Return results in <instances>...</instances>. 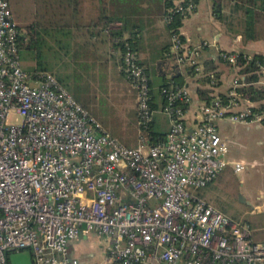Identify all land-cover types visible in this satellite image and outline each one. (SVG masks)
I'll use <instances>...</instances> for the list:
<instances>
[{"label": "built area", "instance_id": "built-area-1", "mask_svg": "<svg viewBox=\"0 0 264 264\" xmlns=\"http://www.w3.org/2000/svg\"><path fill=\"white\" fill-rule=\"evenodd\" d=\"M170 1L167 23L197 4ZM21 34L9 0H0V264L23 250L33 264H79L68 243L90 232L107 241L105 262L94 264H264V240L253 241L248 224L199 195L228 164L229 145L215 121L264 122V111L239 109L241 94L231 90L204 102L202 119L189 126L182 104L189 103L190 90L171 84L159 90L168 132L130 147L53 73L22 67ZM205 44L193 46L171 33L175 61L196 75L203 70L199 48ZM218 55L238 69L237 52ZM118 69L136 91L137 124L146 130L153 115L149 76L129 40ZM233 85L244 83L236 76ZM16 113L20 124L8 121ZM244 167L234 164L235 171Z\"/></svg>", "mask_w": 264, "mask_h": 264}, {"label": "crops", "instance_id": "crops-1", "mask_svg": "<svg viewBox=\"0 0 264 264\" xmlns=\"http://www.w3.org/2000/svg\"><path fill=\"white\" fill-rule=\"evenodd\" d=\"M214 1L196 0V8L184 16L183 25L179 29L185 42L190 45L206 42L199 48V60L201 63L205 60L213 61L218 74V83L213 88L190 76L186 68L179 66L175 61L171 50V31L163 17L165 0H134L131 8L127 7L125 0H31L32 7L38 4V13L31 7L25 15L23 25L25 27L38 21L36 24L45 43L52 40L61 50L67 51L68 57H64L67 64L63 68L57 66L59 69L54 71L64 84L66 78L74 76L75 73L81 74L92 83H100L103 76L106 82H110L111 74L119 71L120 49L114 44L118 35L132 39L138 60L146 68L154 100L158 104L153 108L150 129H146L144 133L137 124L136 96L133 97L132 106L136 120L134 139L124 144L135 147L141 143L154 142L155 139H152L149 133L157 132L154 129L157 120L166 122V129L160 132L163 136L170 128V119L161 110L160 105L159 90L164 82L181 77L178 81L182 80L183 85L190 90L191 99L187 105L185 122L193 126L202 119L201 106L204 101L199 96V89L207 88L210 95H227L231 90L240 92L239 88L244 86L234 87L233 79L237 76V69L230 63L221 61L218 50L264 55V36L248 38L245 34L247 15L243 8L247 5L242 4V7L238 0H216L221 4L219 16L213 12ZM51 7H56L59 11L65 9V15L56 14L57 16L52 17ZM252 8L258 15L253 25L259 32L264 29V6L257 0ZM17 24L23 26L18 22ZM50 26L54 28L52 39L47 33ZM24 27L21 28L23 31ZM154 80L158 84V93L154 90ZM253 85L264 91L263 70L258 72V78ZM65 86L68 89L67 85ZM68 91L73 93L69 89ZM73 94L75 97V93ZM240 94L239 109L261 102L248 99L242 92ZM76 97L80 104L86 106L81 97ZM215 124L229 145L228 164L219 176L199 190V195L231 220L248 224L253 241H263L264 225L258 229L249 221L234 220L226 211V207L219 202L216 189L238 182L243 199L254 204V208L259 212H264V122L239 123L222 118L216 120ZM237 162L245 167L235 171L234 164ZM106 247L107 241L98 234L81 233L69 241L68 254L77 259L79 264L103 263L107 257Z\"/></svg>", "mask_w": 264, "mask_h": 264}, {"label": "rangeland", "instance_id": "rangeland-1", "mask_svg": "<svg viewBox=\"0 0 264 264\" xmlns=\"http://www.w3.org/2000/svg\"><path fill=\"white\" fill-rule=\"evenodd\" d=\"M125 1L127 7L131 8L134 0ZM9 3L15 21L23 25L25 15L32 7L31 0H9ZM32 8L37 14L38 4L36 3ZM20 30L23 33L21 28ZM67 55V51L61 50L52 40L48 43L36 42L33 47H24L19 50L22 67L28 71L37 69L38 71H48L53 74L56 71L55 69H59L57 66L65 67L67 60L64 57ZM99 82L92 83L90 80L84 79L81 74L75 73L74 76L66 78L65 84L61 83L65 88V85H67L68 89L75 93V97H81L80 99L84 101L86 106L81 105L84 108L86 107L85 109L88 113L103 128L111 132L121 143H130L134 139L136 126L135 112L132 106L133 97L136 96L135 89L119 71L111 74L110 82L105 81V76ZM157 85L154 80L156 93H158ZM73 93L72 96L74 97ZM22 119V116L16 113L11 114L8 121L20 124ZM154 129L157 132H163L166 129V122L162 119L157 120ZM143 132L145 133L146 130L143 129ZM240 189L238 182L226 184L220 189H216L218 200L226 207V211L234 220L249 221L253 227L259 229V227L264 225V212H259L258 209L254 208V204L243 199Z\"/></svg>", "mask_w": 264, "mask_h": 264}, {"label": "trees", "instance_id": "trees-1", "mask_svg": "<svg viewBox=\"0 0 264 264\" xmlns=\"http://www.w3.org/2000/svg\"><path fill=\"white\" fill-rule=\"evenodd\" d=\"M238 1H239L240 5H242V4L247 5L245 7L242 5V7H244L243 8L244 12L247 15V20H246L245 29H244L246 36L248 38H255L258 35L264 36V29L257 32L254 28V25H253L254 20L256 17H258V15H257V12L255 10H253L252 7L254 4V1H257V0H238ZM260 5L264 6V0H260ZM172 6H173V4L170 0H165V12H164V14ZM55 8L56 7H51V10H50L51 16H57V15L63 16V15H65V12H66L65 9L63 11H59L57 8L56 9ZM220 11H221V4L215 0L213 12L215 13V15H219ZM183 20H184V15H182V14L176 13L175 15L172 16V20L167 23L171 33L172 32L179 33V29L183 25ZM36 23H38V22L32 23V24L24 27L25 31H23V34H21V36L19 37V44H18L19 50L21 48H24V47H27V48L33 47V44H35L36 42L37 43L38 42L45 43L43 36L41 35L40 30L38 28V25ZM19 28H22V26H19ZM44 29L46 30L47 28H44ZM53 29H54L53 26H50L49 30L47 29L48 30L47 33L51 39L54 38ZM67 33H69V31H67ZM116 34H119V33L116 32ZM119 35H118L117 41L114 43L115 47H117L121 50V49H123L124 41L129 40L132 47L134 48V43L132 42V39L130 37L122 38ZM180 37L183 39V36L181 34H180ZM165 49H166V47L164 48V50ZM244 54L245 53H243V52H237V59H236V65L238 67L237 76H238L239 81L244 83V86L239 88V91L242 92L243 95L245 97H247L248 99L261 100V102L258 105L252 106L251 109L255 110V111L257 110L259 112H263L264 111V91L261 89H258L256 86L253 85V83L258 78V72L260 71L261 66L264 65V55L256 53V54H252L249 57H247V56H244ZM219 59L221 61H224L220 57H219ZM201 64L203 66V70H202V72L198 73V75L195 74L194 69L190 66H187L186 70L190 76L196 77V79L198 81H200L204 84H207V86L210 88H213L214 85H217V83H218V81L216 80L218 77V74L215 71L216 67L213 65L212 60H205ZM35 70H37V69H35ZM120 73H122V72H120ZM123 75L125 76V74H123ZM242 76H243V78H242ZM57 78L60 80L59 77H57ZM180 78L181 77H179L177 79L173 78L172 80L166 81L160 86V88L168 87L171 84L181 86V85H183V81L182 80L178 81V79H180ZM211 81H213V84L210 83ZM149 84H150V80H149ZM150 87H151V84H150ZM198 92H199L200 98L204 102H209V100H211V98L214 96L226 98V95H223V94L210 95L209 94L210 91L207 90V88L199 89ZM151 95H152V98L150 101V105H151V108H154L158 104L154 100L155 96L152 93V89H151ZM162 102H164V101L160 97V105L162 104ZM182 105L186 108L188 103L182 104ZM150 126H151V122H150L147 130L150 129ZM149 134L152 137V139H155L154 142L164 138V136H165V135L163 136V134L160 132H150Z\"/></svg>", "mask_w": 264, "mask_h": 264}, {"label": "water", "instance_id": "water-1", "mask_svg": "<svg viewBox=\"0 0 264 264\" xmlns=\"http://www.w3.org/2000/svg\"><path fill=\"white\" fill-rule=\"evenodd\" d=\"M7 259L9 264H33L29 250L11 252L8 254Z\"/></svg>", "mask_w": 264, "mask_h": 264}]
</instances>
